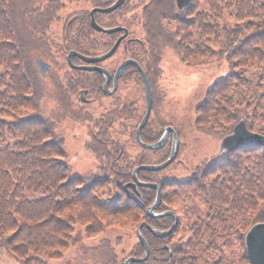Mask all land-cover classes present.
Returning a JSON list of instances; mask_svg holds the SVG:
<instances>
[{
	"label": "trees",
	"instance_id": "obj_1",
	"mask_svg": "<svg viewBox=\"0 0 264 264\" xmlns=\"http://www.w3.org/2000/svg\"><path fill=\"white\" fill-rule=\"evenodd\" d=\"M40 1L0 0V250L18 264H51L73 243V228L78 223L90 237L113 228L122 230L127 225L135 231L141 221L155 229H167L174 222L171 215L152 217L146 213V205L155 198L154 188L137 185L136 201L127 196L123 185L132 181L134 166L162 162L170 152L169 140L155 150L139 145L141 151L131 156L113 133L114 123L136 118L139 109L135 102H114V107L89 118L86 146L96 154L99 164L85 174L71 173L63 141L51 118L40 110L41 75L25 50L22 32L27 30L33 40L41 39L45 48L53 46L56 53H63L64 60L70 49L86 55L105 52L118 31L102 33L90 26L89 7L65 13L56 33L51 23L59 21V12L66 6L58 0H47L45 5ZM113 1L106 0L101 5ZM157 3L143 2L142 36L127 34L118 46L123 58L137 60L147 79L159 70V54L165 41L184 62L197 55L212 56L210 44L199 43L207 35H216L220 10L241 19L251 15L252 4L259 6L264 0H189L175 9L177 13H162L160 17L149 11ZM127 4L124 0L112 11L95 13L96 22L102 26L125 25L116 19L124 22L129 16L131 23L138 13L127 15ZM162 18L173 20L174 28L170 29ZM189 28L194 29V34L186 31ZM227 28L222 29L226 35L224 52L235 61L233 67L263 58L264 30L239 41L234 38V31ZM191 38L194 39L190 42ZM180 39H189L187 43L192 46L186 47ZM49 52L34 53V57L48 59ZM72 60L75 64L82 62L77 56ZM66 67V91L79 94L80 98L83 89L93 99L103 94L99 71ZM132 73L141 79L139 70L128 64L118 81ZM260 88L258 82L237 77L234 71L221 76L194 107L193 125L197 131L223 137L242 119L250 130L263 133L264 93ZM136 125L130 133L133 137ZM164 128L163 122L148 118L140 138L155 142ZM157 171L139 169L136 173L142 181L160 184L161 201L156 210L172 209L178 221L163 237L142 227L149 254L145 260L130 264H253L245 249L244 235L251 224L264 221V146L247 145L205 156L190 167L184 178H164ZM128 190L134 195L131 187ZM119 239L120 235L118 242ZM102 244L111 250V264H122L128 256L143 255L137 235L126 253L120 251L125 256L119 259L110 243Z\"/></svg>",
	"mask_w": 264,
	"mask_h": 264
},
{
	"label": "rangeland",
	"instance_id": "obj_2",
	"mask_svg": "<svg viewBox=\"0 0 264 264\" xmlns=\"http://www.w3.org/2000/svg\"><path fill=\"white\" fill-rule=\"evenodd\" d=\"M47 0H41V5H45ZM59 3L65 5L59 13L60 18L57 22H52V29L56 33L59 31V25L65 13L70 10L80 8L88 9L93 0H58ZM128 4L125 9L126 14H137L129 23V16L124 22L117 18L120 23H124L128 27V34L133 36H142V16L140 10L143 2L147 0H126ZM151 1V0H150ZM157 5H152L149 9L156 16L160 17L162 13L173 14L175 10V0H157ZM264 3L255 6L252 4L251 15L240 17L234 16L225 9H221V19L218 21V31L215 29L216 35H207V38L202 43L213 48L211 55L208 57H199L198 55L189 62H184L173 46L166 44L161 47L160 60L158 63V72L149 76L150 92L152 93V106L149 112V119L163 122L164 125L172 126L178 137V151L174 159L167 164L166 167L158 169V175L164 178H184L189 175V169L194 164L201 161L205 156H213L219 149V141L222 136L219 133H207L197 131L193 120L195 119L194 107L203 98L204 93L208 90L211 83L234 71L235 75L253 83L261 84L259 91L264 93V50L261 60H254L243 64H236L235 61L225 54V32L224 27H229L227 30L234 31V38L241 41L254 32L264 30V10H261ZM175 11V12H174ZM137 17V15H136ZM55 20V19H54ZM53 20V21H54ZM162 22H166L170 29H173L175 22L167 21V18H162ZM122 25L123 24H115ZM112 27V26H111ZM22 38L25 39V50L29 57L34 62V53L46 54L50 50L46 58L43 60L49 62V66L44 75L40 74L39 94L41 99L39 107L49 119L53 122L54 130L62 139L65 160L70 165L72 174H85L94 170L98 166L96 154L87 146L88 138V123L89 118L96 117L100 112L114 107V102L126 103L135 102L138 110L136 118L131 120H123L119 124L112 125L113 133L120 139L125 149L132 156L140 152V146L136 139L132 136V127L141 120L145 109V92L144 84L141 79L136 78L135 74H131L126 79L118 81L117 87L113 93L101 94L95 99L88 94L84 99L80 98L79 94L70 93L65 89L64 74L66 73V60H63V53H56L53 46L45 48V42L41 39H32V35L27 30H23ZM188 33L194 34V29L186 30ZM183 34L182 30L179 32ZM30 35V36H29ZM194 36V35H190ZM177 39L179 40L178 36ZM194 39V38H193ZM190 39V42L193 40ZM209 40V41H208ZM213 40H215L213 42ZM233 40V39H232ZM231 40V42H232ZM186 47L192 46L180 39ZM113 44V43H112ZM111 44V45H112ZM101 54V53H100ZM126 59V58H125ZM124 60L119 47L111 56L102 61V65L107 67L109 71H113L117 63ZM36 67V66H35ZM38 72V71H37ZM86 94V92H85ZM81 99V100H80ZM81 102V103H80ZM250 100L247 101V107ZM249 105V106H248ZM264 122V112L262 113ZM74 241L67 247L63 254L50 261L51 264H111L109 261L110 248H105L103 241L110 243V247L116 252L117 258L125 256L124 253L130 248L136 239V231L131 226H124L122 230L109 229L102 231L100 234L87 237L83 232L81 224H75L73 228ZM120 235L119 242L117 237ZM125 251L120 253V251ZM0 264H18V262L9 258L4 250H0Z\"/></svg>",
	"mask_w": 264,
	"mask_h": 264
},
{
	"label": "water",
	"instance_id": "obj_3",
	"mask_svg": "<svg viewBox=\"0 0 264 264\" xmlns=\"http://www.w3.org/2000/svg\"><path fill=\"white\" fill-rule=\"evenodd\" d=\"M189 0H175L177 8H182ZM124 1L123 0H114L113 3L103 6V7H98V6H92L89 10L90 14V25L93 26L94 29L101 31V32H106V33H114L115 31H121V33L117 36L116 40L113 42V44L107 49L105 52L97 55H86V54H81L77 52L74 49H70V51L65 55V60H67L68 66L71 68H77V69H86V70H96L99 71L103 75V85H102V92L103 94H110L114 92V90L117 87V78L122 71V69L127 66L128 64H133L137 70H139L141 74V78L144 84V92H145V109L143 112V116L139 123L136 125L135 133H134V138L136 139L137 143L140 146H145L149 149L155 150V148H159L163 146L166 141L168 140V136L170 135L171 137V146H170V152L167 156V158L162 161V162H155V163H144V164H139L133 167L132 170V181L125 182L124 188L127 192V196L130 198L135 199L136 201H139L138 192H137V185L141 186H149L151 188L155 189V198L154 200L146 205V213L149 216L152 217H158V216H169L171 215L174 217V222L173 224L167 228V229H155L152 227L148 222L146 221H141L136 227V235L139 239V241L143 245V255L141 256H128L125 258V260L122 262V264H130V262L134 261H142L145 260L148 257V251H149V245L148 242L145 241L142 233H141V228L144 227L152 232L157 237H163L168 234L173 230L175 227L178 218L176 217L175 213L173 210H163V211H158L156 212L155 209H157V206L159 205L161 201V188L160 184L157 182L145 180L142 181L137 177V171L139 169H147V170H152L156 171L158 169L164 168L169 164L174 157L177 154L178 151V137L176 136V132L172 126L165 125V128L162 132V134L158 137L155 142H146L140 138L142 126L146 123V121L149 118V112L152 106V93L150 92V84L147 79L146 73L144 69H142L141 65L135 60L134 58H126L119 62L117 66L114 69L113 75L111 72L106 68L103 67L99 64H96L97 62H102L105 60V58L111 56L116 49L118 48V45L124 37H126L127 34V28L122 25H115L112 27L108 26H102L99 25L94 18V11H112L114 8L120 6ZM73 56H77L80 60H83L85 63L82 64H75L74 61L72 60ZM35 65L37 66L38 72L42 75L45 74L48 66L50 65L49 62L44 61L41 57H36L34 59ZM111 78L112 86L109 87V80ZM81 98L84 99L85 97V89L81 91ZM258 146L262 145L264 146V133H257L252 130H250L245 122L240 119L235 122L234 126L232 127L231 131L227 134H224L223 137L219 141V152L223 151L224 149L227 150H234L235 148L238 147H243V146ZM128 187H131L132 192L134 195L128 190ZM141 203V202H140ZM244 245L245 249L247 250V254L249 259L253 264H264V221L261 222H255L250 225V228L246 231L244 235Z\"/></svg>",
	"mask_w": 264,
	"mask_h": 264
},
{
	"label": "flooded vegetation",
	"instance_id": "obj_4",
	"mask_svg": "<svg viewBox=\"0 0 264 264\" xmlns=\"http://www.w3.org/2000/svg\"><path fill=\"white\" fill-rule=\"evenodd\" d=\"M103 1L105 2L106 0H93V3H95V4H93V5L91 4V6L103 7V6H106V5H109V4H110V3H108V4L102 6L101 3H102ZM99 3H100V4H99ZM111 3H112V2H111ZM91 6H90V8H91ZM95 13H98V14H100V15H103V14H101V11H95V12L93 13V14H94V17H95ZM102 13H103V12H102ZM120 33H121V31H118V34H120ZM127 34H128V29H127ZM126 36H127V35H126ZM123 39H124V38H123ZM120 42H121V41H120ZM117 49H118V48H117ZM117 49H116V50H117ZM115 52H116V51H115ZM115 52H114V53H115ZM73 57H74V56H73ZM81 61H82L81 64H82V63H85L83 60H81ZM96 64H99V65L103 66V65H102V62H97ZM103 67H104V66H103ZM115 67H116V66H115ZM115 67H114V68H115ZM113 73H114V70L111 71V74H112V75H113ZM102 76H103V75H102ZM118 78H119V77H118ZM117 80H118V79H117ZM108 82H109L108 85L111 86V84H112V82H111V78H110V80H109ZM168 137H169V136H168ZM169 139H170V137H169ZM160 188H161V186H160ZM156 211H157V210H156Z\"/></svg>",
	"mask_w": 264,
	"mask_h": 264
}]
</instances>
